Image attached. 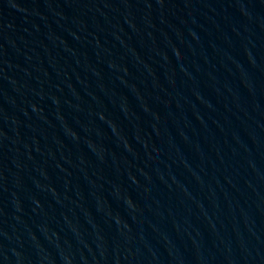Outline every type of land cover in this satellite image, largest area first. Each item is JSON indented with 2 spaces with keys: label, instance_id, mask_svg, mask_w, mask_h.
Listing matches in <instances>:
<instances>
[{
  "label": "water",
  "instance_id": "95a60500",
  "mask_svg": "<svg viewBox=\"0 0 264 264\" xmlns=\"http://www.w3.org/2000/svg\"><path fill=\"white\" fill-rule=\"evenodd\" d=\"M0 264H264V0H0Z\"/></svg>",
  "mask_w": 264,
  "mask_h": 264
}]
</instances>
